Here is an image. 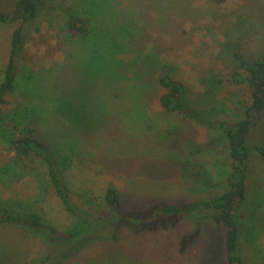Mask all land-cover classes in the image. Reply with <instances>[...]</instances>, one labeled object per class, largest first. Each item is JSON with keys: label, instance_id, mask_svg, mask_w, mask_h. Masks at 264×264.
<instances>
[{"label": "rangeland", "instance_id": "rangeland-1", "mask_svg": "<svg viewBox=\"0 0 264 264\" xmlns=\"http://www.w3.org/2000/svg\"><path fill=\"white\" fill-rule=\"evenodd\" d=\"M16 1L0 0V13L13 10ZM94 3L58 0L44 7L35 23L25 27L16 82L19 93L42 119V136L50 146L64 145L70 154L65 175L73 204L97 217L104 215V192L112 185L121 194L124 211L148 212L142 224L147 230L120 229L119 241L106 237L94 242L89 235L50 245L48 230L34 233L28 228L0 227V264H37L48 252L46 264H223L222 246L216 243L220 231L209 218L210 212L195 213L175 227L153 215L155 203L186 204L223 191L221 186L197 191L205 189L206 180L192 176L197 158L192 159L189 152L191 145L203 148L211 139L217 144L219 133L165 115L157 95L163 90L154 85L153 94L146 79L136 81L132 55L115 59L126 58L129 67L114 73V81L101 74L98 62L87 55L92 50L110 53L115 37L111 26L133 32L139 37L135 45L145 46V54L155 50L158 59L172 67V75L187 86L199 109L232 122L242 117L249 105L247 91L223 82L214 94L206 95V83L201 79L209 80L215 73L225 78L229 61L221 54L220 45L226 40L241 50L264 55V26L257 25L264 19V0H99V27L76 46L78 38L65 28L66 10L84 4L94 9ZM256 17L259 19L254 20ZM15 27L0 24V82ZM116 64L108 65L117 72L120 65ZM51 84L66 93V112L61 117ZM156 127L161 129L160 139L151 133ZM250 141L264 142V112ZM10 157L8 144L0 140V201L19 202L63 233L70 221L58 198L34 171L5 176L2 166ZM198 159L215 181L224 183L230 167L223 144ZM249 183L264 186L261 166L255 165ZM262 198L259 211L264 218ZM258 230L257 250L253 254L245 250V263L264 264V227ZM196 231L189 241L188 235Z\"/></svg>", "mask_w": 264, "mask_h": 264}, {"label": "trees", "instance_id": "trees-1", "mask_svg": "<svg viewBox=\"0 0 264 264\" xmlns=\"http://www.w3.org/2000/svg\"><path fill=\"white\" fill-rule=\"evenodd\" d=\"M56 1L58 0H17L13 10L0 13V24L16 25L12 33L10 54L0 82V132L3 134L0 140L8 144V152L12 154V157L3 164L1 171L7 177L18 172L34 171L35 175L39 176L46 187L51 189L58 198L70 223L63 233H60L53 226L45 223L38 212L26 209L17 201H0V227L28 228L34 233H41L43 229L48 230L50 245L51 242L64 245V242H73L89 235L95 239L94 242L103 241L106 237L119 241L121 236H118V230L120 229L132 228L130 230L134 233L147 230L142 224L148 212L144 209L124 211L120 206L121 194L112 185H108L104 192L103 207L106 211L104 215L97 217L73 204L70 186L65 175L71 159L68 157L70 154L60 143L53 144L54 146L49 145L48 140L41 133L42 119L32 106L28 105V99L18 90L16 82L19 74L18 58L24 47L25 27L35 23L44 7ZM91 1L92 4L95 2L94 6L99 2V0ZM77 7L74 8L72 5L66 10L67 19L64 24L67 32L72 37L78 38L76 46H80L79 42L85 41L94 33V30H97L101 18L97 16V5L94 9L85 4ZM258 19L259 17L254 18V20ZM260 20L257 25L264 26V19ZM246 26L244 29L248 30ZM110 32L112 34L115 32V37L110 44V53L104 55L98 50H92L87 55L89 59L95 58L94 61L98 62L101 74L105 73V76L114 81V73L120 74L119 71L122 68L129 67L128 62L124 63L126 58L121 61L115 59L122 55H132L130 60L136 81L146 79L150 93L154 91V85L156 90H163H160L161 93L157 95L160 108L165 115H175L182 121L194 122L209 131L219 133L216 139L217 144L211 139L203 148L197 145L193 149L191 145L189 152L192 159L197 158L196 166L192 168V171L196 168L192 176L196 179L205 177L206 180L205 189L197 191L210 190L219 186L223 187V191L217 196L193 200L186 204L155 203L153 212L155 219L162 218L175 227L181 220L193 217L195 213L210 212L209 218L217 231H220L216 243L222 246L223 264H251L245 263V250H248L250 254L257 250L258 228L264 227V218L259 211L260 199L264 196V186L261 184L257 187L250 186L249 183L255 165L261 166L264 170V142L250 141L251 131L264 112V55L241 50L232 41L226 40L220 45L221 54H226L229 61L228 71L224 73L226 79L221 73H215L216 75L209 80L201 79L202 83H206V95L214 94L216 88L223 82L243 88L249 94V105L244 110L243 116L227 122L217 119L215 115H209L208 110L199 109L195 105L196 101L191 100L187 86L172 75V67L158 59L159 54L155 55V50L153 53L145 54V46L135 45L139 37H136L133 32H120L113 26ZM69 54L72 56V53ZM109 62L120 65L117 72L108 65ZM121 76L124 77L125 74ZM50 87L58 104L57 113L61 117L66 112V93L55 84H51ZM158 118L161 123V117L158 116ZM158 128H154L151 133L153 137L160 139L162 132ZM165 139L168 138L165 136ZM221 144L227 149L230 167L222 184L214 180L198 159L204 154L213 152ZM93 230H95L94 234ZM197 233L198 231L188 235L189 241ZM47 255L37 264H46L50 258Z\"/></svg>", "mask_w": 264, "mask_h": 264}]
</instances>
